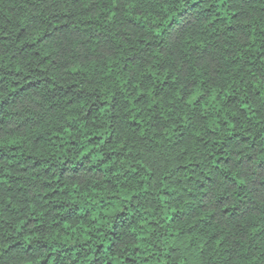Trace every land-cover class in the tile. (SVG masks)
<instances>
[{"label":"trees","instance_id":"obj_1","mask_svg":"<svg viewBox=\"0 0 264 264\" xmlns=\"http://www.w3.org/2000/svg\"><path fill=\"white\" fill-rule=\"evenodd\" d=\"M0 264H264V0H0Z\"/></svg>","mask_w":264,"mask_h":264}]
</instances>
